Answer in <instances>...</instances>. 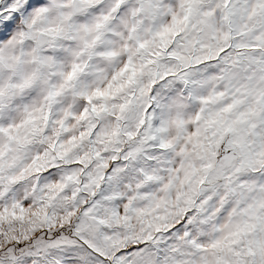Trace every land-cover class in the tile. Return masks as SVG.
<instances>
[{
	"label": "snow or ice",
	"instance_id": "6c2138e0",
	"mask_svg": "<svg viewBox=\"0 0 264 264\" xmlns=\"http://www.w3.org/2000/svg\"><path fill=\"white\" fill-rule=\"evenodd\" d=\"M0 264H264V0H0Z\"/></svg>",
	"mask_w": 264,
	"mask_h": 264
}]
</instances>
